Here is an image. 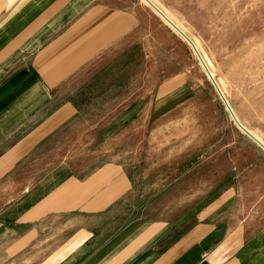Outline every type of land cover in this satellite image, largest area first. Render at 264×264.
Listing matches in <instances>:
<instances>
[{"label": "rangeland", "instance_id": "rangeland-1", "mask_svg": "<svg viewBox=\"0 0 264 264\" xmlns=\"http://www.w3.org/2000/svg\"><path fill=\"white\" fill-rule=\"evenodd\" d=\"M110 1L127 12L71 73L74 111L0 180V264H60L76 220L36 208L61 200L68 176L123 189L105 229L180 220L183 234L204 220L264 233V147L239 125L264 143V0H149L186 36L147 0Z\"/></svg>", "mask_w": 264, "mask_h": 264}, {"label": "crops", "instance_id": "crops-1", "mask_svg": "<svg viewBox=\"0 0 264 264\" xmlns=\"http://www.w3.org/2000/svg\"><path fill=\"white\" fill-rule=\"evenodd\" d=\"M126 12L110 0H0V180L72 114L71 73L112 42ZM54 175L46 172L39 184ZM62 185L51 195L61 200L36 208L76 220L55 251L60 264H264V233L237 225L218 234L204 220L183 234L180 220L105 229V214L123 189L69 176Z\"/></svg>", "mask_w": 264, "mask_h": 264}, {"label": "water", "instance_id": "water-1", "mask_svg": "<svg viewBox=\"0 0 264 264\" xmlns=\"http://www.w3.org/2000/svg\"><path fill=\"white\" fill-rule=\"evenodd\" d=\"M197 53V55H198V58H199V60H200V62L203 64L204 62H203V60H202V58L200 57V54L198 53V52H196ZM211 80H212V82H213V84L215 85V87H216V89L218 90V92L221 94V92L219 91V89H218V86H217V84L214 82V79L211 77L210 78ZM221 96H222V94H221ZM222 98H223V100H224V102H225V104L227 105V107L229 108V111L231 112V114L233 115V117H234V119L236 120V122L237 123H239L238 122V120H237V118H236V116L233 114V111L231 110V107L229 106V104H228V102H227V100H226V98L225 97H223L222 96ZM239 125L247 132V133H249L253 138H255L258 142H259V140L249 131V130H247L244 126H242L240 123H239ZM263 147H264V144L263 143H261V142H259Z\"/></svg>", "mask_w": 264, "mask_h": 264}, {"label": "bare ground", "instance_id": "bare-ground-1", "mask_svg": "<svg viewBox=\"0 0 264 264\" xmlns=\"http://www.w3.org/2000/svg\"><path fill=\"white\" fill-rule=\"evenodd\" d=\"M148 2H150L149 0H147ZM154 7H155V9L157 10V12L170 24V25H172L180 34H182V35H184V36H186V34L185 33H183L182 31H181V29H179L159 8H157L152 2H150ZM180 24V23H179ZM188 39V38H187ZM192 44H194L193 42H192ZM195 45V44H194ZM196 47V46H195ZM196 50V49H195ZM220 90V89H219ZM232 110V109H231ZM234 114V113H233ZM257 138V137H256ZM258 139V138H257ZM259 140V139H258ZM259 142H261L260 140H259ZM262 143V142H261ZM264 144V143H263Z\"/></svg>", "mask_w": 264, "mask_h": 264}]
</instances>
